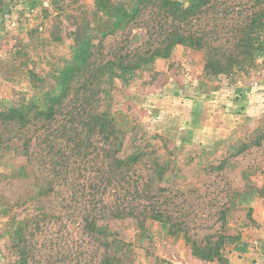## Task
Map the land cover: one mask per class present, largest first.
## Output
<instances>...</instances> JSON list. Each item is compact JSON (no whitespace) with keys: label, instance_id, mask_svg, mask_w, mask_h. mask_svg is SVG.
Returning a JSON list of instances; mask_svg holds the SVG:
<instances>
[{"label":"rangeland","instance_id":"obj_1","mask_svg":"<svg viewBox=\"0 0 264 264\" xmlns=\"http://www.w3.org/2000/svg\"><path fill=\"white\" fill-rule=\"evenodd\" d=\"M161 2L0 0V111L67 87L49 121L0 116V264H264V56L206 74L176 44L123 67ZM217 2L227 27L262 7Z\"/></svg>","mask_w":264,"mask_h":264},{"label":"trees","instance_id":"obj_2","mask_svg":"<svg viewBox=\"0 0 264 264\" xmlns=\"http://www.w3.org/2000/svg\"><path fill=\"white\" fill-rule=\"evenodd\" d=\"M260 1L262 7L252 11L250 15L247 14L249 18L243 23L234 22L230 27H227L223 24V19L228 13L226 4L224 10L223 7H219L220 2L215 3V0H190L186 6L178 1L162 0L159 5L161 18L155 22L152 21L150 25H145L148 38L153 39L155 43L153 45L148 44L146 47L147 56H138L136 61L131 63L128 61L127 64H123V67H134L138 61L146 60L152 56L165 55L176 44L204 50L203 69L206 74L227 73L236 66L251 63L258 54L264 56V0ZM209 11L212 15L207 21H202L203 17L207 18ZM235 13H239V10ZM225 26L227 27L226 30H224ZM229 32L230 36L222 38L223 35L221 34L226 35ZM75 71L77 72L78 69ZM66 95L67 87H64L59 93L51 97L50 103L45 109L28 103L0 111V116L4 120L16 121L20 128H24L32 119L49 121L57 114L63 113L60 104ZM68 113L71 114L72 112L68 111ZM66 114L64 113V115ZM74 118L75 115L70 116L67 122L74 121ZM97 120L107 123L106 119L100 115L90 116L91 122ZM19 139L23 141L19 146L28 150L30 138L20 137ZM122 212L115 206L112 216L128 215V213ZM160 216L161 213L157 210L150 214L151 218ZM180 229L178 228V230ZM226 238L233 240L231 235H226ZM192 249L199 257L207 259L218 257L220 253V248L216 242L213 245L201 247L192 242Z\"/></svg>","mask_w":264,"mask_h":264}]
</instances>
